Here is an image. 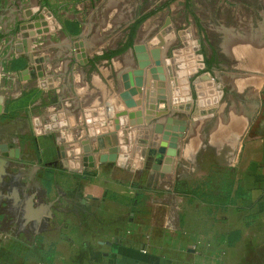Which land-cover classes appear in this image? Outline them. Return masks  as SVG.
<instances>
[{
	"label": "crops",
	"instance_id": "0c3cea01",
	"mask_svg": "<svg viewBox=\"0 0 264 264\" xmlns=\"http://www.w3.org/2000/svg\"><path fill=\"white\" fill-rule=\"evenodd\" d=\"M68 1L0 0V89L3 79L25 73V68L15 65L27 60L30 64L36 61L47 65L53 72L49 71L52 76H45L46 79L57 81L60 75L64 78L74 75L76 69L77 77L87 73L93 79V86H87L85 91H41L39 99L27 107L26 113L27 117H36L37 135L33 137L32 148L21 143L25 122H17V118L2 119L20 107L23 91H0V264H27V240L37 239L59 243L54 260L31 258L32 264H239L224 258L235 255L234 252L238 255L239 246L245 240L252 242L246 255H254L255 240H264V231L261 237L249 230L260 219L264 224V117L260 118L261 104L260 101L257 104L256 92L248 93L246 103L231 102L233 98L228 95L224 101V91L206 94L202 98L205 104H200L197 110L194 98L169 73L168 66H173L171 59L178 52L175 50L176 55L167 57L169 46L162 51L166 84L162 86L161 80L148 75V84L139 86L136 81L130 86L140 90L126 91L125 82L139 76L135 74L138 67L133 55L136 42L123 54L110 59L101 55L104 51L94 55L95 42L91 44L83 33L92 31L97 10L110 9L103 4L105 0L98 4L97 0H88L86 7L79 6L81 0H70L71 6L66 5L62 10L63 3ZM187 6H190L189 0ZM141 15L133 18L131 24ZM144 23L139 28V40L148 31ZM79 27H83V32L73 48L67 39ZM151 40L147 43L149 46ZM188 44L184 40L180 50ZM104 46L114 49L118 44ZM115 81L122 86L124 81V91H113ZM57 87L61 88L54 83L53 88H48ZM152 99L154 114L148 115L147 103H152ZM132 110L143 112L142 125L130 126L128 115L119 117V124L115 122L118 113ZM54 124L58 126L46 129ZM241 137H246V141L243 140L244 148L238 152ZM163 142L167 143L164 158L172 161L166 163L161 158L158 162V156L148 154L143 158L148 149H159ZM85 143L98 148L101 154L92 153ZM210 151L216 153L217 164H222L224 159L232 161L228 169L235 183L228 187L216 184L211 178L213 174L208 173V181L201 190L196 189L192 175L199 168L198 162ZM224 151H227L225 156ZM88 156L93 157L94 167L85 164ZM148 159L153 160V165L144 183L128 184L112 178V174L128 173V167L134 174L146 169ZM86 167L96 173L93 180L82 186L87 205L100 209L108 200L106 193L135 197L146 186L152 192L163 194L153 198L150 204L163 209L164 214L159 219L132 213L125 227H119L113 234L98 236V246L89 251L90 258L72 260L67 257L84 253L71 252L60 245L65 237L74 239L69 226L63 231L60 229L65 224L83 228L93 217L81 215V205L74 202L65 206L61 197L67 188L55 184V179L65 171L82 174ZM104 167L118 171L109 174ZM215 175H218L216 170ZM197 192L207 198L198 199ZM67 209H73L75 216L69 217ZM223 210H227V215ZM97 220L109 224L107 218L97 217ZM54 230L55 236L50 233ZM236 232H239L238 239ZM82 239L90 236L84 235ZM233 239L236 242L230 244ZM20 241H24L25 249L16 246Z\"/></svg>",
	"mask_w": 264,
	"mask_h": 264
},
{
	"label": "rangeland",
	"instance_id": "374dc122",
	"mask_svg": "<svg viewBox=\"0 0 264 264\" xmlns=\"http://www.w3.org/2000/svg\"><path fill=\"white\" fill-rule=\"evenodd\" d=\"M68 2V4L63 3L62 6L64 7H61L62 10L66 5L71 6V1L69 0ZM87 2L88 0H81L79 6L86 7ZM99 2L100 0H97V4ZM89 3L91 4L92 2L90 1ZM103 4L110 10L105 11L101 8L97 10L95 16L97 22L94 23L92 31H90L89 34L86 32L83 33V35L87 36L86 38L90 40L91 44L93 43L91 41L95 42L93 43L95 45L92 48V53H94V55L109 49V47L104 45L119 44L120 41L124 40L127 36V30L130 28L131 20L137 15L147 14L156 10L157 13L155 12V14L149 17L146 23H144L146 27H148V31L143 36L142 40L137 39L133 50L135 66L138 68H140V60H138L139 52L145 53L150 59L148 69L144 70V73L145 71L146 73L142 74L138 83L142 82L146 85L149 83V78H152L155 75L151 70L152 67L156 68L157 66L154 60H151V48L153 46H149L147 43L157 35V33H161V39H163L164 42L161 45L154 47H159L163 51V48L169 46L167 48V53H165L167 57H173L176 50L178 51L176 56L177 59H179L180 62L187 63L189 59L188 56L193 55L192 53H194V57L190 59L191 61H194L195 64L192 66L191 64H187L185 66L187 80L184 79L183 82H185V85H189L191 91H193L197 110L200 105L199 100L200 97H202V93L207 91L206 94H211V91L214 88L217 91H224V101H226L228 97H230V99L232 97L233 99L231 102L235 101L240 103H246L248 93L255 91L257 104L259 101L261 104L260 118L263 119L264 0H189V7L187 6V0H105ZM85 18L87 19V15H85ZM168 18L171 20L172 28H170V26L168 28L167 26L165 32H161V29L166 24ZM99 19H101L100 22ZM82 32L83 27H79L74 31L73 37L67 39L70 42L69 45L71 44V47L75 48V41L78 40L77 38L79 35H82ZM94 34H96V37H94ZM184 40L190 44L182 48L183 50H180L181 46L184 45ZM187 49H190L188 52L189 55L186 53ZM198 55H201L202 59H198ZM161 60L162 65L164 66L163 52ZM208 61L211 62L210 66L207 65ZM30 62L27 60V62L23 61L15 65L16 68H25V73L23 75L17 73L8 79H3V84L1 85L3 88H1L0 91H23V95L20 99V107L11 110L10 113L3 116L2 119L5 121L17 118V122H25L26 130L23 138H21V143L32 148L33 137L37 135L34 121L36 117H27L26 113L27 107L39 99L42 93L41 91H85V89L88 88L87 86H93V79L87 73L83 74L81 78H79V75L77 77V69L75 70V66L74 75L69 77L65 76V78L60 75V78L57 79V81L54 79L55 81H53V84L55 83L61 88L57 87L49 89L48 86H42V81L45 80L48 82L45 76H52V73L50 72L53 71H50L45 64L37 63L36 61H33L30 64ZM200 62L204 63L203 68L200 67ZM99 66L102 65L100 64ZM52 67L54 69V66ZM171 71L175 76L176 69L174 68ZM208 72L213 76L215 86L217 87H214L209 80L202 77L204 76L203 74ZM156 73L160 75V72L157 70ZM148 75L150 76L149 78ZM21 76H24V79H21ZM126 76L127 74H125L124 77L126 78ZM165 81H162V86L166 84ZM127 82H129L130 85H133L136 83V79H133L132 81L127 80ZM114 84H112L113 91H124V81L123 86L117 81H115ZM122 88L123 90H121ZM133 88L136 89V86L131 87L132 91ZM197 88L200 91V95H197ZM202 98L205 99L206 95ZM36 106L37 105L33 106V109ZM24 116L26 118L25 120L21 118ZM243 140L246 141V137H241L239 146L240 150L238 152H241L244 148ZM85 145L87 149L91 148L90 151H92V153L97 155L101 154L98 148H93V145H91L92 147L89 143H85ZM223 153L225 156L227 151H224ZM215 156L216 153L214 151L207 152L203 160L198 162L199 168L196 170L195 175H192V181H194L197 186L196 189H202L205 182L208 181L206 177L208 173L213 174V177L211 178L216 184L219 183L228 187L232 183H235V178L232 177L231 170H229L231 169L229 163L232 161L224 159L222 164H219V162L217 164ZM28 162L34 164L35 161L28 160ZM146 163L147 164L145 165L147 168L140 171L137 170L138 172L136 174L130 173L128 167V173L121 174L120 176H118V173L116 176L112 174V178L118 179L121 182L123 181L124 183L140 185L146 181L147 175L150 174L153 160L148 159L146 160ZM104 168V171L109 174H111V171L112 173L115 172V170L118 171V169H109V167ZM88 169L89 167H86L85 170H82L85 171L84 173L81 172L82 174H80L79 172H76L75 175L69 174L67 171L61 172L62 174H58V177L55 179V184L60 183L67 188L64 195L61 197L64 205L66 206L67 204H72V202H74V204L81 205L79 208V213H81V215L93 217L90 218L89 222L85 223L83 228H73L72 225L65 224L64 227L62 226L60 229L63 231L64 228L68 229L69 226V231L73 233L74 237V239L65 237L64 241L60 242V245L66 246V250L68 249L71 252L82 251L84 253L83 255L67 257L72 260H85L90 258V255L88 254L98 246V236L109 232L113 234L119 227H125L126 224L124 223H126V220L132 213L144 217L154 215V217H159V219L164 214L163 209L151 207L150 204V201L153 198L156 199L163 194L152 192L150 187L147 188L146 186H144V189H140L139 195L135 197H125L114 192L109 193V195L106 193L108 200L103 203L100 209L87 205L85 203L86 197L82 192V186L93 180L96 175L95 171ZM215 170L218 173L217 176L215 175ZM102 174L104 175V172H102ZM77 190H80V192H77ZM199 194L200 192L196 193L198 199L201 197L207 198L205 194L201 193V197ZM220 200L222 201V199ZM135 202L138 204H135ZM67 210L69 217L75 216V211L73 209ZM198 210L199 209H197V211ZM222 212L225 215L228 213L227 210H223ZM97 217L100 220L107 218L109 224L104 225L99 223ZM92 220H95L94 223L91 222ZM127 227L130 228L131 225L128 224ZM249 230L254 231L257 236L262 237L264 231L262 219L256 221ZM64 232L66 235L67 231ZM50 233L53 236L56 235L55 230ZM87 234L90 236V239H82V237ZM58 243V240L48 242L44 239H37L34 241L27 240V264H32L29 262L31 258L33 260L46 259L47 262L50 261V259L54 260V251ZM83 243L84 245L86 244V246H83ZM249 243L251 244L252 242L245 240L243 244L239 246L238 255L234 252L235 255L229 254L224 260H233L235 263L238 262L239 264H264L263 238H257L255 240L253 244L255 247L254 255L250 257L246 255ZM31 244L32 246H30ZM24 245V241L17 242L16 244L17 247L22 249H25L26 246ZM82 247H85V249L83 250ZM224 247H226V245H224ZM250 247L252 248V245H250ZM32 253H35L36 255ZM40 253H45L46 255L40 256ZM33 264L39 263L34 262Z\"/></svg>",
	"mask_w": 264,
	"mask_h": 264
},
{
	"label": "water",
	"instance_id": "95a60500",
	"mask_svg": "<svg viewBox=\"0 0 264 264\" xmlns=\"http://www.w3.org/2000/svg\"><path fill=\"white\" fill-rule=\"evenodd\" d=\"M37 25L38 24H36V26ZM167 26H168V28H169V26H170V28H172L171 20L169 18L167 19L166 26H164L161 29V32H165V29H167L166 28ZM38 32H41V31H38ZM155 40H157V41H155ZM163 42H164V40L161 39V33L157 34L155 36L154 40L151 42V46H153L151 48L152 59L154 60L155 64L157 65L156 68H154V67L151 68L152 72L155 74L153 76V78L156 79V80H161V81L167 80V76L165 75V68L162 65V60H161L162 59V50H161V48L154 47V46H159ZM189 50L190 49H187L186 50V53H188ZM192 54L194 55V53H192ZM142 55H144V56H142ZM174 55H176V52H174ZM188 55H189V53H188ZM193 55H189L188 56L189 59H188V62L187 63L186 62H184V63L183 62H180L179 59H177V57H175L174 60L171 59V62L173 60V66L171 64L168 67V70H170L169 71L170 75L174 78L175 81H177L178 84H181V85L184 84V85H182V89L185 90V91H187V94L189 96H191L192 98H194L192 96L193 91H191L190 86L189 85H185V82H183V81H184V79L187 80V77H186L187 76V72L185 71V68H186L185 66L187 64H191V66L195 64V62L194 61H191V59H190V58L194 57ZM197 58L198 59H202V56L201 55H198ZM138 60H140V68H138V69L135 70V74L136 75H139L137 77V79H136L137 83L140 80V77L142 76V74H144L145 67L150 64L149 56L146 55L145 53H140L139 52ZM39 61H42V60H39ZM174 61H175V65H174ZM200 67L203 68L204 67V63H200ZM174 68L176 69V75H175L176 78L174 77L173 72L171 71ZM156 70L160 72V75H158L156 73ZM194 71H195V69H194ZM203 75L204 76H202V77L205 78L206 80H209L210 83H211V85H213L214 87H217V86H215L214 78L211 75V73L208 72V73H205ZM47 80H48V82L45 81V80L42 81V86H48L49 88H53V86H54L53 80L51 78H49ZM188 82H189V79H188ZM138 84H139V86H143V83L142 82H139ZM125 86H126L125 87L126 91H132V89L130 87L131 85L129 84V82H126V85ZM138 90H140V88L139 89L133 88V91H138ZM215 90H216L215 88L212 89L211 94L216 93L217 90L216 91ZM197 91H198L197 95H200V91L198 90V88H197ZM219 94H222V91H220ZM205 95H206V93H202V97H204ZM202 97H200V100H199L201 105L205 104V101H203ZM150 101L152 103H147V108L148 109H147L146 113L148 115H153L154 113L151 110L154 108V104H153V101L154 100L152 99ZM207 102H209V100ZM123 115H128V117H129V125L130 126L142 125L143 122H144V119L142 117L143 112L141 110H138V111L132 110L130 112H128V111H122V112L118 113L117 119L115 121L117 124L120 123L119 117H121ZM136 118H138V119H136ZM36 124H37V126L39 125V121L38 120L36 121ZM57 126H58L57 124H54V125H51V126H47L46 129L47 130H51L53 128H56ZM41 131L42 130L40 129L38 132L41 133ZM166 151H167V143L166 142H163V143H161V147L159 149H153V148L148 149V151L146 153H144L142 156H143V158H145L147 154L149 156H151V157L158 156V159L157 160H158V162H160L161 161V158H164V155L166 154ZM92 160H93V157L92 156L85 157V164L86 165H89L91 167H94L95 166V163ZM88 161L90 163H88ZM170 161H172V160L169 157L168 158L167 157L164 158V162L168 163Z\"/></svg>",
	"mask_w": 264,
	"mask_h": 264
},
{
	"label": "trees",
	"instance_id": "16d2710c",
	"mask_svg": "<svg viewBox=\"0 0 264 264\" xmlns=\"http://www.w3.org/2000/svg\"><path fill=\"white\" fill-rule=\"evenodd\" d=\"M156 12V10L155 11H152V12H150V13H147V14H144V15H142L140 18H138L134 23H133V25H132V27H131V33H130V36H129V41H128V43L126 44V46H124L123 48H121V49H119V50H116V51H112L111 53H109L108 55H106L107 57H112V56H114V55H116V54H119V53H121V52H123V51H125L128 47H131L132 46V44H133V39H134V35H135V33H136V30H137V28L148 18V17H150L152 14H154ZM207 65L208 66H210L211 65V62H207ZM237 195H239V196H241L242 194L241 193H237ZM235 236L237 237L236 239H238L239 238V232H236L235 233ZM236 242V240L235 239H233V240H231L230 241V244H233V243H235Z\"/></svg>",
	"mask_w": 264,
	"mask_h": 264
},
{
	"label": "flooded vegetation",
	"instance_id": "af4514ba",
	"mask_svg": "<svg viewBox=\"0 0 264 264\" xmlns=\"http://www.w3.org/2000/svg\"><path fill=\"white\" fill-rule=\"evenodd\" d=\"M154 11V10H153ZM157 13V12H156ZM155 14V13H154ZM154 14H152L151 16H153ZM144 15V14H143ZM142 16V15H141ZM141 16H139V17H137L136 19H134V21L132 22V24L130 25V28L128 29V31H127V36H126V38H125V40H122V41H120L121 43H119L118 44V46L116 47V48H114V49H107V50H105L104 51V53L103 54H101V55H103V56H105L106 58H113V57H115V56H118V55H121V54H123L124 52H126L130 47H128L125 51H123V52H121V53H119V54H116V55H114V56H112V57H107L106 55H108L109 53H111L112 51H116V50H119V49H121V48H123L124 46H126V44L128 43V41H129V36H130V33H131V27H132V25H133V23L138 19V18H140ZM150 16V17H151ZM149 18V17H148ZM147 18V19H148ZM146 19V20H147ZM145 20V21H146ZM144 21V22H145ZM143 22V23H144ZM142 23V24H143ZM166 23H167V20H166ZM141 24V25H142ZM140 25V26H141ZM140 26L137 28V30H136V33H135V35H134V39H133V44H132V46H134V44H135V42L137 41V38H138V32H139V28H140ZM164 26H166V24L164 25ZM163 26V27H164ZM167 28V27H166ZM169 57V56H168Z\"/></svg>",
	"mask_w": 264,
	"mask_h": 264
},
{
	"label": "bare ground",
	"instance_id": "6f19581e",
	"mask_svg": "<svg viewBox=\"0 0 264 264\" xmlns=\"http://www.w3.org/2000/svg\"><path fill=\"white\" fill-rule=\"evenodd\" d=\"M183 91H185V90H183Z\"/></svg>",
	"mask_w": 264,
	"mask_h": 264
}]
</instances>
